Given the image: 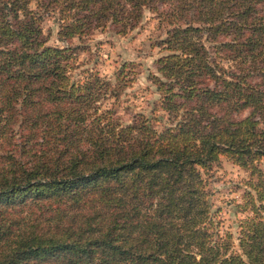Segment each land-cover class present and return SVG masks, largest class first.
Returning <instances> with one entry per match:
<instances>
[{
  "label": "trees",
  "instance_id": "obj_1",
  "mask_svg": "<svg viewBox=\"0 0 264 264\" xmlns=\"http://www.w3.org/2000/svg\"><path fill=\"white\" fill-rule=\"evenodd\" d=\"M144 9L167 21L160 129L119 118L124 66L112 83L70 45ZM221 158L248 175L234 239L209 201ZM0 264H264V0H0Z\"/></svg>",
  "mask_w": 264,
  "mask_h": 264
},
{
  "label": "rangeland",
  "instance_id": "obj_2",
  "mask_svg": "<svg viewBox=\"0 0 264 264\" xmlns=\"http://www.w3.org/2000/svg\"><path fill=\"white\" fill-rule=\"evenodd\" d=\"M166 27L167 21L144 9L137 25L124 34L115 33L111 26H106L97 28L89 36L70 41V45L83 44L76 58L82 68L97 70L112 83L120 74L128 80V85L113 103L122 121H128L134 112H141L155 128L161 127L164 112L153 110L158 94L147 75L152 70L153 60L161 54L157 42L164 37ZM57 28L56 14L42 16L41 29L46 44L62 45L56 39ZM122 66L124 70L119 74ZM247 179L244 170L224 158L212 168L207 178L210 206L218 230L221 234L231 233L233 239L238 230L237 219L242 216L236 211V204L241 201Z\"/></svg>",
  "mask_w": 264,
  "mask_h": 264
}]
</instances>
